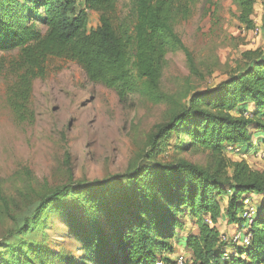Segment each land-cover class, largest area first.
I'll return each instance as SVG.
<instances>
[{"label":"trees","instance_id":"16d2710c","mask_svg":"<svg viewBox=\"0 0 264 264\" xmlns=\"http://www.w3.org/2000/svg\"><path fill=\"white\" fill-rule=\"evenodd\" d=\"M198 1L134 0L122 18L118 0H85L83 5L73 0H0V53H17L8 68L6 58L0 59V76L7 70L13 78L8 103L18 123L34 120L27 108L33 83L46 76L50 59L76 62L90 83L116 91L122 101L158 92L171 52L182 51L194 70L192 54L174 24L188 19ZM257 1L264 5V0H234L246 30L255 28ZM91 13L99 16L95 27L90 26ZM243 57L236 74L211 91L189 93L188 102L150 137L149 158L162 153L164 140L182 134L178 149L206 150L215 168L181 160L145 166L123 183L112 179L92 188L47 191L33 201L20 234L43 231L45 220L61 215L69 235L81 244V256L67 257L44 244L7 243L0 253L2 264H171L175 246L183 242L181 253L194 264H264V171L246 161L228 167L224 162L227 148L256 153L264 147V50H250ZM252 196L262 201L248 225L244 199ZM222 199L228 200L225 208ZM0 200L9 212L1 187ZM222 218L248 227L249 247L228 252L217 230ZM184 219L196 233L180 236Z\"/></svg>","mask_w":264,"mask_h":264},{"label":"rangeland","instance_id":"374dc122","mask_svg":"<svg viewBox=\"0 0 264 264\" xmlns=\"http://www.w3.org/2000/svg\"><path fill=\"white\" fill-rule=\"evenodd\" d=\"M133 1L118 0L117 11L122 18L130 13ZM253 20L255 28L246 30L238 21L234 0H199L188 19L174 24L192 54L194 70L182 51L171 52L166 57L158 92L147 91L124 101L116 91L90 83L76 62L50 59L46 76L33 83L27 108L34 113V120L23 124L18 123L8 103L13 78L6 70L0 76V187L10 210H4L0 200V253L5 252L7 243H23L44 244L67 257L81 256V244L69 235L61 215L45 220L43 231L20 234V226L32 214L33 201L47 191L92 188L112 179L123 183L145 166L181 160L215 168L206 150L178 149L182 134L164 140L162 153L149 158L150 137L173 111L188 102L189 93L213 90L243 67L245 52L264 50L261 1L256 2ZM98 21L99 16L91 13L90 26L95 27ZM2 57L8 68L17 53H0ZM262 150L264 147L256 153L227 148L225 165L246 161L253 169L264 171V161L259 158ZM227 172L231 173V169L227 168ZM253 200L257 207L262 198L255 196ZM226 201H221L224 208ZM184 220L180 236L196 233V227ZM235 230L236 227L227 229L225 233L232 236ZM184 249V242L182 247L176 245L175 254ZM228 252L233 253L230 245Z\"/></svg>","mask_w":264,"mask_h":264},{"label":"built area","instance_id":"2783aa9c","mask_svg":"<svg viewBox=\"0 0 264 264\" xmlns=\"http://www.w3.org/2000/svg\"><path fill=\"white\" fill-rule=\"evenodd\" d=\"M79 5H83L85 0H73ZM229 150L234 151L236 148H229ZM259 158L261 161H264V150L259 153ZM244 213L243 219L248 222V225H252L254 217L257 214V208L253 203V200L249 197L244 199ZM221 242L227 244L229 247H241L246 248L251 244V235L248 234V227L241 228L236 227V230L232 236H227L226 234H221ZM157 264H163L158 262ZM171 264H194L193 260L184 254H178L175 257H172Z\"/></svg>","mask_w":264,"mask_h":264},{"label":"crops","instance_id":"0c3cea01","mask_svg":"<svg viewBox=\"0 0 264 264\" xmlns=\"http://www.w3.org/2000/svg\"><path fill=\"white\" fill-rule=\"evenodd\" d=\"M251 199H253V198H255V196H252V197H250ZM227 204H228V200L225 202V207L227 206ZM226 226H228V227H226ZM235 226L234 225H232V224H230L227 220H226V218H222L221 220H220V222H219V225H218V227H217V230L220 232V234H226L225 233V231L228 229V230H230V229H232V228H234ZM232 234V233H231ZM180 247V246H179Z\"/></svg>","mask_w":264,"mask_h":264}]
</instances>
